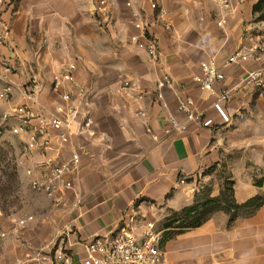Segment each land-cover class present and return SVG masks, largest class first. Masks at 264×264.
I'll return each mask as SVG.
<instances>
[{"label": "crops", "instance_id": "obj_1", "mask_svg": "<svg viewBox=\"0 0 264 264\" xmlns=\"http://www.w3.org/2000/svg\"><path fill=\"white\" fill-rule=\"evenodd\" d=\"M155 1L165 15L152 8L151 0H114L115 21L109 26L98 21L93 0H16L1 18L11 29L0 51V88L13 91L10 102L0 101L4 109L24 102L20 89L36 73L39 101L28 104L36 112H56L66 104L60 93L74 88L64 81L54 90L53 76L70 62L77 63L74 75L88 92L98 135L74 137L82 147L75 188L51 205L57 220L65 210L58 242L63 236L76 258L85 255L90 237L114 239L130 229L140 239L145 221L159 227L171 212L201 196L220 195L216 173L221 165L232 180L236 203L264 196V89L238 86L245 68L264 67V24L253 21L258 0H233L223 27L217 22L225 13L214 0ZM135 12L151 22L159 62H150L143 49L127 42L137 32L131 23ZM250 31L263 46V59L224 67L225 79L216 88H234L224 104L231 117L226 122L213 99L200 93L196 77L202 74L201 61L221 62ZM165 71L173 83L158 99L156 85ZM126 79L143 91L142 99L123 86ZM184 95H192L214 124L191 121L186 131L168 134L169 115L185 120L177 107ZM69 154L66 148L64 156ZM161 247L159 264H264V203L242 207L233 218L215 210L202 224L165 238Z\"/></svg>", "mask_w": 264, "mask_h": 264}, {"label": "built area", "instance_id": "obj_2", "mask_svg": "<svg viewBox=\"0 0 264 264\" xmlns=\"http://www.w3.org/2000/svg\"><path fill=\"white\" fill-rule=\"evenodd\" d=\"M16 0H0V51L11 34L10 26L1 20L4 11L14 5ZM219 3L225 13L218 20V25L223 27L227 23L226 14L235 7L233 0H214ZM244 1V0H239ZM94 12L98 21L106 26L114 23V0H93ZM131 5V2H127ZM152 8L159 15H165V8L155 0H151ZM131 20L136 33L130 35L127 42L143 49L150 62L161 60L158 39L151 30V22L135 12ZM248 41L250 45H245ZM239 47L232 55L219 62L211 57L201 61L202 74L196 77L198 89L202 95L212 98L213 106L222 119L231 120L225 110L224 104L231 99L234 88H216V84L225 79L224 67L237 63L244 65L248 61L259 63L263 59V46L256 40L255 33L248 32ZM77 63L70 62L65 69L53 76V89L59 91L64 81L73 85L74 91L67 90L60 93L65 105H60L57 111L51 114L36 112L28 102L37 103L41 90L38 75L32 74L29 81L20 89L24 102L9 105L3 112L4 128L17 137L19 142L18 164L23 168L24 175L28 178L31 190L43 193L56 205L66 197L68 191L75 188V177L80 171L82 147L73 143L74 137H96L98 130L90 107L88 92L81 85L74 71ZM7 71L11 67H6ZM173 83L168 72L156 85L158 99H163L164 88ZM127 89L138 91V98L144 97L143 91L137 84L129 79L124 80ZM239 87L264 89V67L254 65L247 67L239 79ZM13 91L10 87L0 88V101L10 102ZM78 98V102L75 99ZM178 110L184 113L185 120L169 115L165 132L168 134L184 132L188 123L196 122L202 126H212L211 117H205L198 110L192 95L178 97ZM150 130V128H148ZM69 148L70 154L64 156L65 149ZM181 183L185 179L181 178ZM78 203V200L75 202ZM134 221V216H131ZM35 220L33 214H20L16 211L6 212L0 207V241L7 239L12 234L20 235L22 230ZM166 228L157 227L155 221L148 220L144 223L142 238H138L132 230L123 232L114 239L95 236L85 240V255L76 258L73 252L65 247V238L55 245L50 264H159L162 260V243L166 238Z\"/></svg>", "mask_w": 264, "mask_h": 264}, {"label": "rangeland", "instance_id": "obj_3", "mask_svg": "<svg viewBox=\"0 0 264 264\" xmlns=\"http://www.w3.org/2000/svg\"><path fill=\"white\" fill-rule=\"evenodd\" d=\"M260 14H264V8ZM261 22L264 23V20ZM3 112L0 102V207L6 212L33 214L35 221L25 227L20 235L12 234L0 241V264H50L62 230L61 219L66 213L65 210L59 213V220L53 218V201L44 194L31 190L24 180L23 168L18 164L19 142L16 136L4 128ZM227 174L224 165L218 166L216 177L224 192L218 205L220 208L225 207V201H229L232 196V180ZM202 187L208 188L209 182ZM205 197L208 195L201 196L198 202H202ZM218 206H204L201 212L210 216ZM159 227L163 228L162 223Z\"/></svg>", "mask_w": 264, "mask_h": 264}, {"label": "trees", "instance_id": "obj_4", "mask_svg": "<svg viewBox=\"0 0 264 264\" xmlns=\"http://www.w3.org/2000/svg\"><path fill=\"white\" fill-rule=\"evenodd\" d=\"M264 8V0H258L257 3L254 5L253 12H254V20L253 21H261L264 20V14H260L263 12ZM264 24V23H263ZM232 196L229 201H225V207H219L218 205L221 202L222 197L224 196V192L221 191V194L215 197H205L202 199V202H194L191 205L184 206L180 210L171 212L164 221L162 225L164 228L168 229L166 231V238L172 237L175 234L183 231L184 229L196 227L203 223L209 216H206L201 209L204 206L216 205L218 208L215 210H224L228 213H231V218L235 217L238 210L245 206H259L264 203V196L257 195L243 204L236 203L233 199V189L231 188ZM204 197V196H203ZM193 219V220H192ZM192 220V222L188 223V221Z\"/></svg>", "mask_w": 264, "mask_h": 264}]
</instances>
